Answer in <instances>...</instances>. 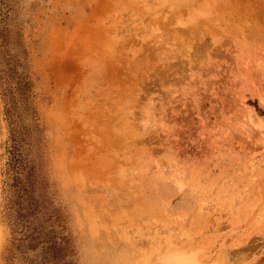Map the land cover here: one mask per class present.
<instances>
[{
  "label": "rangeland",
  "instance_id": "rangeland-1",
  "mask_svg": "<svg viewBox=\"0 0 264 264\" xmlns=\"http://www.w3.org/2000/svg\"><path fill=\"white\" fill-rule=\"evenodd\" d=\"M0 264H264V0H0Z\"/></svg>",
  "mask_w": 264,
  "mask_h": 264
},
{
  "label": "trees",
  "instance_id": "trees-1",
  "mask_svg": "<svg viewBox=\"0 0 264 264\" xmlns=\"http://www.w3.org/2000/svg\"><path fill=\"white\" fill-rule=\"evenodd\" d=\"M13 145L11 149V156H10V161L14 164L16 160L18 159V149H17V143H16V138L13 136L12 137ZM19 191V189H18Z\"/></svg>",
  "mask_w": 264,
  "mask_h": 264
}]
</instances>
